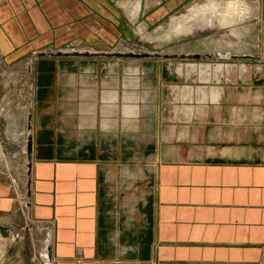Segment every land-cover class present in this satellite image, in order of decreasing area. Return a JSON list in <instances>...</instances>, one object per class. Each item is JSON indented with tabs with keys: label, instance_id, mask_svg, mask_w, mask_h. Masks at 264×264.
Here are the masks:
<instances>
[{
	"label": "crops",
	"instance_id": "0c3cea01",
	"mask_svg": "<svg viewBox=\"0 0 264 264\" xmlns=\"http://www.w3.org/2000/svg\"><path fill=\"white\" fill-rule=\"evenodd\" d=\"M189 1L133 7L156 26ZM119 2L0 0V56L30 83L0 214L25 195L49 264H263L264 0L238 59L127 54Z\"/></svg>",
	"mask_w": 264,
	"mask_h": 264
},
{
	"label": "rangeland",
	"instance_id": "374dc122",
	"mask_svg": "<svg viewBox=\"0 0 264 264\" xmlns=\"http://www.w3.org/2000/svg\"><path fill=\"white\" fill-rule=\"evenodd\" d=\"M136 1L120 0L119 2V4L125 2L123 7L127 4L130 5L128 8H122L120 5V9L125 18L129 20L128 22L132 23V33L138 42V46L135 47L136 51L127 54H136L141 57L157 55L164 58H176L174 56L183 50L225 48L231 53L256 55L258 36L255 23L258 0H190L170 18L168 17L156 26L141 23L143 8L141 6L138 9L133 7L136 5ZM213 2L217 4L213 25L211 23V25H205L202 20L204 17L200 16L199 19L194 18V22L198 19L197 24L187 23L194 26H190L188 31L179 35L175 32L174 21L176 19L180 21L192 14L195 7L205 9ZM233 5L235 9H231L230 19H221L222 13L226 12L224 13L226 16L228 9ZM238 8H240V12H237ZM208 14L212 15L213 13L209 11ZM206 16L208 15L206 14ZM190 28L192 29L190 30ZM230 43L233 44L230 45ZM179 56L182 58L185 55L179 54ZM29 84L25 68L7 65L0 56V144L2 145H0V177L10 179L14 183L24 167L25 143L12 140L21 139V136L18 135L24 126L23 114L28 107ZM24 197L25 195L19 199ZM20 200L17 202L18 208H15L14 212L0 214V225H11H9L10 234L8 237L0 234V264H49L45 253L46 248L43 247L40 253L36 228L31 224L26 225L25 211L24 207H21L23 204H20Z\"/></svg>",
	"mask_w": 264,
	"mask_h": 264
},
{
	"label": "bare ground",
	"instance_id": "6f19581e",
	"mask_svg": "<svg viewBox=\"0 0 264 264\" xmlns=\"http://www.w3.org/2000/svg\"><path fill=\"white\" fill-rule=\"evenodd\" d=\"M216 3L215 2H213V3H211L210 5H208L205 9H203V8H196L195 7V10H193V12H192V14H190L189 16H187L186 18H182V20H180V21H178L177 19H176V21H174L175 23H174V28H175V32L179 35V34H181V33H183V32H185V31H188V29H189V27L190 26H193V25H189V24H187V23H191V22H194V18H200V16H202V20H203V23L206 25H208V24H212L213 25V17H214V13H216ZM231 9H235V6L233 5L232 7H230L229 9H228V14L225 16L224 15V13H226V12H224V13H222V16H221V19H225V20H229L230 19V14H231ZM209 11H211V13H213L212 15L210 14H208V12ZM227 11V10H226ZM231 11V12H230ZM240 12V8H238L237 9V12ZM221 12V11H220ZM208 15V16H206L205 17V15ZM232 15V14H231ZM225 16V17H224ZM206 18H209V19H206ZM198 19H196L195 20V22H194V25H195V23L197 24V21H198ZM220 23H222V22H220ZM202 24V23H201ZM210 24V25H211ZM203 26V25H202ZM194 27V26H193ZM211 27V26H210ZM195 28H197L196 26H195ZM192 28H190V30H191ZM233 43H230V45H232Z\"/></svg>",
	"mask_w": 264,
	"mask_h": 264
},
{
	"label": "water",
	"instance_id": "95a60500",
	"mask_svg": "<svg viewBox=\"0 0 264 264\" xmlns=\"http://www.w3.org/2000/svg\"><path fill=\"white\" fill-rule=\"evenodd\" d=\"M189 57H202V58H231V59H235V58H254V56L252 55H230L227 54V52H213V53H204V54H189ZM25 151L28 154L30 151V141H27V143L25 144ZM0 234L4 237H8L10 234V227L5 226V225H0ZM47 249V253H46V258L48 259V261L50 260L49 258V253H48V247H46Z\"/></svg>",
	"mask_w": 264,
	"mask_h": 264
}]
</instances>
